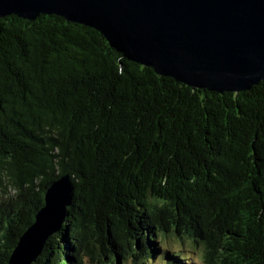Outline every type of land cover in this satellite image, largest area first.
<instances>
[{
    "label": "trees",
    "instance_id": "trees-1",
    "mask_svg": "<svg viewBox=\"0 0 264 264\" xmlns=\"http://www.w3.org/2000/svg\"><path fill=\"white\" fill-rule=\"evenodd\" d=\"M69 175L31 264H264V82L192 89L56 15L0 18V264Z\"/></svg>",
    "mask_w": 264,
    "mask_h": 264
},
{
    "label": "water",
    "instance_id": "water-1",
    "mask_svg": "<svg viewBox=\"0 0 264 264\" xmlns=\"http://www.w3.org/2000/svg\"><path fill=\"white\" fill-rule=\"evenodd\" d=\"M56 15L91 27L124 58L192 89L238 93L264 82V0H0V18ZM69 175L55 179L8 264H31L64 224Z\"/></svg>",
    "mask_w": 264,
    "mask_h": 264
},
{
    "label": "rangeland",
    "instance_id": "rangeland-1",
    "mask_svg": "<svg viewBox=\"0 0 264 264\" xmlns=\"http://www.w3.org/2000/svg\"><path fill=\"white\" fill-rule=\"evenodd\" d=\"M95 262H96L95 259L91 261L88 258H85L83 261L84 264H94ZM120 264H133V263L131 261H127L125 263H120ZM152 264H161L160 258H155V260L152 261Z\"/></svg>",
    "mask_w": 264,
    "mask_h": 264
}]
</instances>
